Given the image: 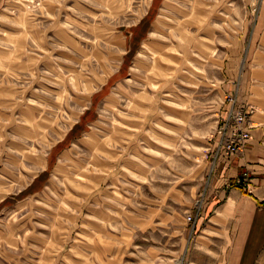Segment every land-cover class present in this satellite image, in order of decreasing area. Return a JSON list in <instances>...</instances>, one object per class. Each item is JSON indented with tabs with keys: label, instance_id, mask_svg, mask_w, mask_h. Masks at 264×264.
<instances>
[{
	"label": "rangeland",
	"instance_id": "1",
	"mask_svg": "<svg viewBox=\"0 0 264 264\" xmlns=\"http://www.w3.org/2000/svg\"><path fill=\"white\" fill-rule=\"evenodd\" d=\"M263 9L0 0V264H213L189 248Z\"/></svg>",
	"mask_w": 264,
	"mask_h": 264
},
{
	"label": "crops",
	"instance_id": "2",
	"mask_svg": "<svg viewBox=\"0 0 264 264\" xmlns=\"http://www.w3.org/2000/svg\"><path fill=\"white\" fill-rule=\"evenodd\" d=\"M263 32L264 9L251 36L260 37ZM255 50L251 46L248 60ZM250 75L248 70L240 85L230 82L227 88L239 89L240 99L247 107L250 104L256 107L250 118L252 138L242 151L224 156L218 163L198 221L200 232L207 234L200 235L189 248L191 263L197 260V253H206L213 264H264V88ZM244 172L249 173L248 188L237 184V178Z\"/></svg>",
	"mask_w": 264,
	"mask_h": 264
},
{
	"label": "built area",
	"instance_id": "3",
	"mask_svg": "<svg viewBox=\"0 0 264 264\" xmlns=\"http://www.w3.org/2000/svg\"><path fill=\"white\" fill-rule=\"evenodd\" d=\"M231 107L222 116L221 123L217 130V139L212 154L214 166L219 163L222 157L233 156L242 151L247 142L252 138L250 132V115L253 112L251 107H236L237 98H230ZM237 183L248 188L250 186L249 173L244 172L237 178ZM196 217L193 214L187 215L189 222H194Z\"/></svg>",
	"mask_w": 264,
	"mask_h": 264
}]
</instances>
